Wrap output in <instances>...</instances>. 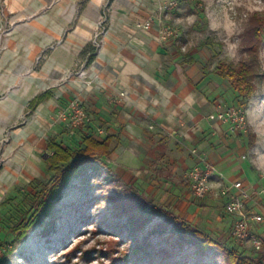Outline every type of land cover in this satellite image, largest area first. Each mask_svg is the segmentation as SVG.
I'll return each mask as SVG.
<instances>
[{
  "label": "rangeland",
  "instance_id": "rangeland-1",
  "mask_svg": "<svg viewBox=\"0 0 264 264\" xmlns=\"http://www.w3.org/2000/svg\"><path fill=\"white\" fill-rule=\"evenodd\" d=\"M112 2L119 22L138 29L158 27L160 41L168 29L171 36L162 43L187 57L196 54L212 74L218 75L219 67L239 73L242 63L253 64L254 76L241 84L237 76L216 78L221 101L241 109L246 129L237 134L224 129L222 145L212 147L214 156L206 159L222 164L224 178L211 179L212 189L204 197L191 189L195 165L181 176L184 181L167 188L162 175L146 178L143 170L123 168L116 157H106L62 189L51 217L17 239L12 229L31 215L35 194L53 174L40 161L51 153L49 148L35 154L37 168L26 166L30 159L17 158V153L29 143H14L12 137L23 122L8 127L0 136V264H232L224 249L264 264V249L256 253L234 240L235 218L225 211L229 187L239 180L252 194L250 210L264 213V0H107L91 43L97 50L111 23ZM146 23L150 28L142 26ZM69 120H64L66 132L73 137L81 130L72 132ZM81 140L71 139V149L80 148ZM167 209L216 240L221 250L200 253L183 244L166 220ZM254 231L264 241V222Z\"/></svg>",
  "mask_w": 264,
  "mask_h": 264
},
{
  "label": "crops",
  "instance_id": "crops-1",
  "mask_svg": "<svg viewBox=\"0 0 264 264\" xmlns=\"http://www.w3.org/2000/svg\"><path fill=\"white\" fill-rule=\"evenodd\" d=\"M106 1L0 0V136L23 122L13 141L29 144L17 158H29L26 166L35 168L39 163L32 159L50 141L71 148L79 136L81 143L89 135L113 137L109 157L121 167L143 170L144 177L162 175L167 188L174 187L199 162L192 150L211 158L212 147L224 141L223 130L229 132L217 118L227 105L220 76L196 54L187 57L163 44L158 27L119 22L115 2L102 46L88 63L86 48ZM81 71L88 77H79ZM45 93L49 97L30 111L31 101ZM74 99L89 121L72 137L64 112ZM50 154L40 161L47 163ZM213 163L224 176L222 164Z\"/></svg>",
  "mask_w": 264,
  "mask_h": 264
},
{
  "label": "trees",
  "instance_id": "trees-1",
  "mask_svg": "<svg viewBox=\"0 0 264 264\" xmlns=\"http://www.w3.org/2000/svg\"><path fill=\"white\" fill-rule=\"evenodd\" d=\"M97 51L92 44L86 48V53L89 54L88 63L94 61ZM220 68L217 69L220 77L231 78L237 76L235 80L239 84L245 82L248 77L251 79L255 70L251 63H242V70L239 73L230 67ZM233 87L242 94V90L239 87H236V85H233ZM48 97L49 93H45L32 100L29 106L30 111H34ZM112 141L113 137L99 140L89 135L84 137L82 145L77 150L63 147L55 141L48 143L51 154L48 155L46 161L49 164V171L53 175L47 183L43 184L42 189L35 194L37 202L31 208V215L12 229L13 232L18 234L17 239H23L32 226L52 216L54 211L53 201L61 193L62 189L84 172L94 169L102 158L109 157L112 153ZM153 210L156 209L153 208ZM164 215L168 224L173 227L172 232H177L183 244L196 248L200 253H206L211 249H220V244L216 240L190 225L186 220L176 216L173 212L167 209ZM223 251L227 252V257L232 264H260L252 261L248 262L247 259L237 256L233 251H226L225 249Z\"/></svg>",
  "mask_w": 264,
  "mask_h": 264
},
{
  "label": "built area",
  "instance_id": "built-area-1",
  "mask_svg": "<svg viewBox=\"0 0 264 264\" xmlns=\"http://www.w3.org/2000/svg\"><path fill=\"white\" fill-rule=\"evenodd\" d=\"M173 5V2L169 3V5L164 6V10L170 9ZM142 26L144 28H150L151 25L146 23ZM170 36L171 32L165 29L161 35V42H166ZM95 42L100 47L97 40ZM85 75L86 73L84 71L79 73L81 78L85 77ZM64 114L66 117H70L69 128L72 132L79 131L89 121L86 109L77 99L70 101ZM217 118L222 124L228 125V130L231 134L245 131L247 126L246 117L238 107L220 106ZM192 154L199 157V162L189 175L191 189L195 196L204 197L212 189L210 187L211 179L216 177L221 180L224 176L218 171L217 166L202 157L198 150H192ZM233 190H236L237 193L232 194L225 205L226 213L235 218L232 237L242 245L249 244L256 253H260L264 249V241L255 233L254 226L264 222V213L250 210L248 204L252 200V194L243 182H232L228 192L232 193Z\"/></svg>",
  "mask_w": 264,
  "mask_h": 264
}]
</instances>
